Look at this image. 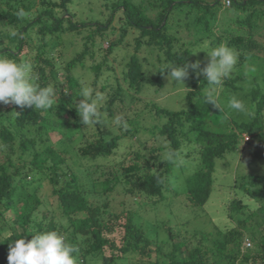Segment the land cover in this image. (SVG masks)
Instances as JSON below:
<instances>
[{"label":"trees","instance_id":"obj_1","mask_svg":"<svg viewBox=\"0 0 264 264\" xmlns=\"http://www.w3.org/2000/svg\"><path fill=\"white\" fill-rule=\"evenodd\" d=\"M72 3L73 0H0V54L27 61L35 76L34 82L40 86L50 85L55 92L54 103L46 110L21 109L14 104L0 103V264H8L10 240L26 235L30 240L32 234L43 230H56L77 247V264H223L225 261V264H264V173L238 170L234 180L226 186L228 198L211 200L215 187L221 186L218 176L229 177L218 163L230 153L237 154L242 135L250 134V142L258 140L259 145H264L261 113L264 86L261 82L250 90V105L255 110L252 119L233 118L232 124L215 127L204 120L216 108L207 105L203 98L208 89L207 80L203 75L197 77L192 70L187 77L191 83L186 93L188 106L168 108L153 96L144 100L145 113L159 120L147 128V133L161 142L158 149L171 152L170 157L158 161L157 167L151 160L156 147L149 150L151 156L136 149L122 158H110L120 148L126 133L134 136L139 131L142 119L139 116L132 118L127 132L101 136L78 147L79 153L87 156L91 164L101 161L113 164L109 173L112 177L102 181L104 191L124 181L131 184L129 192H141L151 199L148 204H157L166 198L168 174L175 159L180 162L184 141L196 146L200 161L185 177V188L178 193L184 195L187 206L198 210L197 217L205 213L211 216L216 231L206 226L196 228L194 224L192 232L178 230L175 233L171 226H166L171 233L173 231L172 242H168L172 248H163L165 241L157 243L148 238L144 226L136 221L138 209L117 213L109 209L108 201L101 204L90 198L97 193L86 187L78 171L71 151V143L77 138H72L68 132L83 125L75 106L82 99L79 97L80 78L75 69L80 66L98 75L114 69L108 64L107 56L87 65L86 60L94 59L98 50L108 53L118 50L131 29L139 32L122 78L108 76L101 87L105 97L101 115L114 125L123 119L112 118L116 111L113 106L124 109L130 89L154 95L152 92L164 84V73L151 74L146 70L145 63L150 61L140 57L143 46L158 60L159 65L155 60L150 62L156 65V70L169 64L179 66L198 60L203 68L208 63L202 57L206 52L201 56L192 52L198 50L197 45L214 47L222 41L239 52L241 62L246 57L241 51L251 53L264 37V0H111L97 10L98 17H83ZM220 15L228 18L220 22ZM117 16L121 33L114 38L110 33L114 32ZM12 31L17 33L15 37ZM85 32L80 49L61 65L56 58L64 57L66 52L56 48L65 47L67 38L75 40V35ZM183 33L190 37L185 39ZM104 41L108 42L107 47ZM224 85L230 87L232 93L243 89L234 77L227 78ZM232 95L227 97L230 99ZM220 99L222 97L218 96V103ZM105 110L108 111L106 116ZM126 118L129 117L124 116ZM51 130L60 134L58 140L51 139ZM144 140L140 137V144L143 145ZM262 157L264 150L258 147L252 160ZM45 180L51 184L52 195L57 199L58 216L54 209H43L45 201L39 192ZM245 196L251 200L246 201ZM260 199L262 202L258 205L256 201ZM209 200L216 205L211 210L219 215L204 211ZM107 212L108 218L105 217ZM206 219L203 217V223L208 224L210 221ZM115 220H118L116 225ZM190 220L187 219V223ZM112 232H119V237L111 238ZM247 233L255 240L257 248L245 246ZM177 237L181 238L180 245Z\"/></svg>","mask_w":264,"mask_h":264},{"label":"rangeland","instance_id":"obj_2","mask_svg":"<svg viewBox=\"0 0 264 264\" xmlns=\"http://www.w3.org/2000/svg\"><path fill=\"white\" fill-rule=\"evenodd\" d=\"M108 1L111 0H73L72 6L74 10L80 12V15H83V17H98L96 13L97 10L104 8V2ZM94 9H96V11ZM220 16V22H223L225 18H228L226 16L224 18H222V15ZM113 24L114 32L110 34L114 38H118L121 33L119 29L121 24L119 22V16H117ZM86 33L87 32L82 33L80 35H75V40L67 38V41H65V47L63 45H60L56 48L57 51L63 50L66 52L64 57L56 58L59 59L58 62L61 65L64 64L66 60L74 56L77 50L80 49L81 42L83 41V35ZM138 33V30L131 29L128 35H126L124 40L121 42L122 44L120 43V48L118 50L114 49V51L111 53L104 52L103 50H98L94 59L88 58L86 60V63L88 65V62L90 63L93 60L100 61L104 59V56H107L106 58L108 64L112 65V67L114 68L113 70H104L103 73H100V75H98L89 69H83L82 67L78 66L75 69V73L80 79H85L88 85L94 89V91L102 93L101 87L106 83V77L112 75L115 78L117 76L118 79L122 78V72L125 62L129 59L130 53L134 52L135 36L138 35ZM183 36L185 37V39L187 37H190L188 33H183ZM69 41L72 43H70ZM221 43L225 44L226 42L222 41ZM103 45L104 47H107L108 42L104 41ZM201 47L204 46L200 45L199 47L197 45L198 49H200ZM57 51L55 52V55L57 54ZM203 52L205 51L201 50L197 53L201 56ZM250 52L251 53L244 52L243 50L241 51V53L243 55H246V57L243 61H238L235 71L231 75V77L236 78V84L243 86V89L232 93L231 88H228L226 85H224V83L222 86H220L219 97H222V99H220L219 104L222 106L223 110L219 111L217 108H215L211 111L210 116L205 117L204 120L207 122V124H209V126L215 127L216 125H222L228 122L232 124L233 122L231 120L233 118L239 120L253 118V114L251 116H246L241 113H236L227 106L229 101L227 95L233 94L232 96L239 98L243 103H245L251 113L255 111L251 108L250 105V90L253 86L257 84V82H261L264 86V37L260 38V41L257 42V44L253 47L252 50H250ZM139 53L141 58L146 57L147 59L145 60H149L150 62L155 60L157 65H159L158 60L155 59V55H149L148 48L146 46H143ZM252 53H256V55H252ZM202 57L205 58V62H209L207 53L205 55H202ZM150 62H146L145 67L147 69H157L156 65L154 67V64H150ZM150 72L151 74H155V72ZM62 74L63 71L60 70V75ZM163 83V86L160 87L158 91L152 92V94L154 95L146 93H137L136 91L130 89L129 93H127L126 101L124 103L125 108L121 109L119 105L113 106L116 111H114V115L112 118L120 117V119H123L122 121H120V123L112 125L108 123L109 121H105L104 126L93 123L87 126L82 125L81 127L71 129L68 132L72 138H77V141L75 143H71L73 145L71 151H73L72 154L75 155L73 159L76 163L78 171L82 174L83 180L87 183L85 184L86 187L88 185L91 189L94 190L95 193H97L93 196L90 195V198L93 201L101 204L103 202L108 201L110 204L109 209L114 210L117 213L124 212L125 210L138 209L136 221L144 226L148 238H150L153 242L157 243L165 241L164 246L162 245L163 248H172L171 244H169L168 242H172V239L170 240V234H172L173 231L171 233V231L166 229V226H171L175 233H178V230L183 233L185 231L192 232V230L195 228L194 224L196 225V228L198 226H206V229L216 231L215 224L212 222L211 216L205 213L204 216L197 217L196 214L198 213V210H194L191 207L187 206L184 195L178 193L182 192V190L185 188V177L188 174L192 173L194 169H196L198 162L200 161V155L198 153V149H196V146L194 147L193 144L186 143V141H184L182 151L179 154L180 162L177 163L178 159H175V162L172 164L173 168L170 171L171 173L168 174L167 189H165L166 198L162 203L157 204H148L151 199L147 195L141 194V192H137L135 194L129 192L127 189L131 187V184L125 183L124 181L118 182L115 188L110 189L109 191H104L102 181L106 178L112 177L111 175H109V173L110 171H112L111 168H113V164L111 162L105 163L104 161H101L100 164H91V160L86 159L87 156H82L77 150L78 147L93 142L101 136H112L113 134L127 132V130L132 126V118L139 116L142 118L140 121L141 124L139 131L136 132L134 136L130 133H126V137H124L120 148L118 147L110 158L114 159L121 156L124 157V155L131 154V152L136 149H140L142 152H145L148 156H151L149 150L154 147H156L157 150L151 160L155 161L156 167L158 166L159 160L170 157L171 152H169L168 150L161 151L160 149H158L157 146L161 142H157L155 136L153 137L147 133V128L153 126V124L158 122L159 120H154L152 115H148L147 113H145L146 106L144 100L149 98L151 99V96H153L159 101H161V104L168 108H183L185 106H188L186 93L188 90L191 89V83L188 82L187 78L184 82L185 85L182 83L179 85L169 83V80L167 79V71L163 74ZM123 85L125 86V83H123ZM104 113L105 116L108 115L107 110H105ZM261 113L264 117V111ZM124 116H128L129 118L124 119ZM50 133L51 139L53 141L58 140L60 138L59 133L54 132L52 130ZM242 136L243 141L239 145L237 154L232 156L230 153L218 163V166L221 167V169L226 170L228 172L229 177H226L224 175L223 177L221 175L218 176V184L221 186L220 188H216L217 186L215 185L216 187L215 190H213L211 200L213 199L216 201H220L224 200L226 197L228 198L226 193V186H229L231 180H234L235 176L238 173V170H240V172L245 173H264V157L252 160L253 153L257 150L258 147L264 150V145H259L258 140L250 142V134L245 133ZM140 137L145 138L144 141L146 142L143 145L140 144ZM246 137L247 139L245 140ZM187 153L188 156L186 155ZM95 178H97L99 181L94 182L93 180ZM174 193L178 194L175 195ZM39 194L45 201L43 209H54L55 214L57 215V199L52 195V186L47 180L41 182ZM244 199H246V201L251 200L248 196H245ZM256 202L259 205L261 204L262 200L260 199ZM208 204L206 205L207 207L205 206L206 210L204 211H209L210 214L213 211V215H219V213H216L215 210H211L212 207L216 206L215 203L210 201ZM108 216V212L105 213V217L108 218ZM203 217L207 218L206 221L210 222L208 224L203 223ZM168 218H171L169 219L170 221L163 224V222L168 220ZM189 218H191L192 220L188 221L187 223L186 220ZM62 220L66 223V226L71 229V226L67 225L66 219L62 218ZM123 220L124 219L121 217L120 222H122ZM199 221L201 222L199 223ZM113 224H118V220H115ZM262 229L264 231V226ZM119 235V232H112L110 234V237L114 239L118 238ZM180 239V237L176 238V242L179 245L181 244ZM255 243L256 242L252 238V236L247 233L244 239L245 246L254 249L257 248ZM225 263H227V261H225ZM225 263L223 262V264Z\"/></svg>","mask_w":264,"mask_h":264},{"label":"clouds","instance_id":"obj_3","mask_svg":"<svg viewBox=\"0 0 264 264\" xmlns=\"http://www.w3.org/2000/svg\"><path fill=\"white\" fill-rule=\"evenodd\" d=\"M15 37L17 33L11 32ZM205 51L209 58L206 66L201 68V62L186 61L182 65L169 64L166 67L146 69L147 71L164 73L167 70L169 83L184 84L192 70L197 77L203 75L207 80L208 89L203 98L207 105L211 104L219 111L222 106L218 103L219 88L227 78L234 73L238 63V52L226 44L214 47L204 46L192 53ZM30 64L27 61L14 59L12 56L0 54V103L14 104L17 107L46 110L52 107L55 100V92L52 86H40L34 82ZM80 96L82 99L76 108L83 125H105L101 115V107L105 101L102 93L94 91L85 79H80ZM228 108L246 116H251L249 108L239 98L233 96L228 101ZM120 121H117L119 123ZM247 137L245 138V140ZM9 242L8 264H77V247L69 243L66 237L56 230H43Z\"/></svg>","mask_w":264,"mask_h":264}]
</instances>
